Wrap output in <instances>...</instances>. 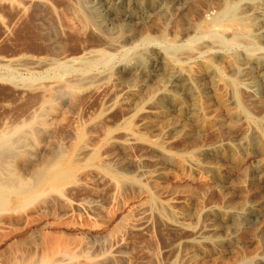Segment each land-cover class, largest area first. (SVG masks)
<instances>
[{"label":"rangeland","instance_id":"374dc122","mask_svg":"<svg viewBox=\"0 0 264 264\" xmlns=\"http://www.w3.org/2000/svg\"><path fill=\"white\" fill-rule=\"evenodd\" d=\"M97 1L0 0V137L17 126L32 125L13 138L0 176L34 184L38 176L52 171L54 159L71 168L72 175V183L61 187V193L50 191L29 206L6 196L5 212L0 213V264H264V214L261 223L237 219L253 207L264 213V179L252 175L257 160L264 161V95L251 97L236 77L228 83L241 102L234 111L225 104L229 95L223 89L217 92L222 96L201 93L198 121L186 124L193 134H181L168 145L167 158L156 157L164 124L184 122L183 112L172 114L165 103L163 108L150 101L171 67L176 64L177 69L203 77L206 65L214 64L225 82L232 72L231 58L244 51L231 47L221 53L226 57L222 60L212 51L184 56L208 40L219 10L230 0H181L182 11L172 8L174 0H169L168 14H154L151 22L139 21L124 31L108 21L88 23L80 6L100 8ZM202 36L198 43L195 39ZM171 46H178V63L169 59L155 80L120 73L126 56L138 51L164 55ZM254 51L264 56V46ZM102 52L109 55L108 63L79 65L82 58ZM64 63L74 64V69L65 73ZM132 91L139 93L140 104L130 103ZM47 101L57 111L47 113L41 127L35 121L45 115ZM236 116L243 117L242 122ZM121 133H133L138 145L121 148L117 143ZM85 148L90 150L87 157L81 156ZM210 149L216 151L209 154ZM189 162L197 163L201 171L190 169ZM101 166L112 173H104ZM207 166H215L216 172H207ZM158 169H163L162 176H156ZM180 218L186 219L185 225H177ZM214 225L223 231L217 239L192 242L196 231ZM226 234L233 242L226 241Z\"/></svg>","mask_w":264,"mask_h":264},{"label":"bare ground","instance_id":"6f19581e","mask_svg":"<svg viewBox=\"0 0 264 264\" xmlns=\"http://www.w3.org/2000/svg\"><path fill=\"white\" fill-rule=\"evenodd\" d=\"M83 1V0H82ZM99 1V0H98ZM97 1V2H98ZM181 0H174L172 8H176L178 10H181ZM185 1V0H184ZM183 1V2H184ZM193 0H187V2H192ZM200 1V0H199ZM204 1V0H203ZM208 1V0H207ZM220 1V0H218ZM226 1V0H225ZM238 2L235 1H228L226 2L225 7L222 6V9L219 10V13L217 17L215 18V29L211 32H209L208 40H205L203 43L199 45V47H194L190 52L182 54V56H186L189 58H193L199 54H197V50L199 52L203 51H212V53L219 54L217 57L222 59H225L226 57L224 55H221L222 52L227 51V49L231 47H241L244 49L240 55L237 56V54L233 53L236 55L232 57V72L230 75H226L227 81H223L219 77V72L214 64H209L207 66V73L203 77L200 76H194L191 75V72L189 74L188 69L187 72L182 71L180 69H177L176 64H174V67H171L169 73L167 74L168 77L164 79L161 84L158 82L159 87L155 90V92L151 95L150 101L155 102L156 104L158 103L159 105L162 104L164 108V103L166 106V109L179 113L183 112L184 115V122H179V123H173V124H168L170 121L167 122V126L164 124V128L161 130V134L158 133L159 137V144L157 148L158 153L157 156L167 158V152H166V147L175 141V139L179 138V135L183 136H190L192 135V131L189 130L186 127V124L189 122L195 123L198 121L199 115L201 114V109L198 106V99L201 93H210V95L213 93L214 95L219 92L218 90L223 89L228 95L229 98L225 100V104L233 109H238L241 107V102L237 99L234 91H232L231 88H229L228 83L231 81L232 77H236L239 79L242 87L244 90L250 95L251 97L255 96L257 94H261L263 99L264 95V56L262 57L259 54H256L254 49L259 48L261 46H264V0H237ZM82 3V2H81ZM100 8H90L86 5H81L80 10L84 12L88 19V23H93L96 26L99 25V20L100 21H108L113 23L117 28H120L121 30H126L127 27H129L131 24H137L139 21H150L152 19L154 14L158 15H165L168 14L169 8L168 4L170 3L169 0H100L99 2ZM179 3V4H178ZM199 3V2H198ZM203 3V2H202ZM201 3V4H202ZM207 3V2H206ZM26 4V3H25ZM72 4V3H71ZM181 4V5H180ZM200 4V5H201ZM204 4V3H203ZM213 4V3H212ZM218 4H220L218 2ZM37 5V4H36ZM98 5V6H99ZM222 5V4H220ZM220 5L219 8H220ZM190 6V5H189ZM217 6V5H216ZM96 7V6H95ZM185 7V6H184ZM197 7V6H196ZM203 7H205L203 5ZM190 8V7H189ZM194 8V7H193ZM192 8V9H193ZM199 8V7H198ZM197 8V10H198ZM207 8V7H206ZM204 8V9H206ZM213 8V7H212ZM171 9V8H170ZM192 9H190L192 11ZM208 9V8H207ZM218 9V8H217ZM194 10V9H193ZM35 11V10H34ZM182 11V10H181ZM196 11V10H195ZM199 11V10H198ZM197 11V12H198ZM186 12V10H185ZM201 11L199 14L200 18H203L205 12ZM211 13L213 11H210ZM216 12V10L214 11ZM41 13V12H40ZM184 13V12H183ZM191 13V12H190ZM187 14V13H185ZM198 14V13H197ZM171 15V14H170ZM173 15V14H172ZM207 15V14H206ZM211 15V14H210ZM175 16V15H174ZM196 16V15H195ZM176 17V16H175ZM184 17V16H183ZM198 17V16H197ZM209 17V16H208ZM198 18V19H200ZM207 18V17H206ZM210 18V17H209ZM154 19V18H153ZM158 20V19H157ZM173 20V19H172ZM197 20V19H196ZM32 21V20H31ZM184 21V20H183ZM193 21V20H191ZM195 21V20H194ZM30 22V21H29ZM151 22V21H150ZM181 22V21H180ZM196 22V21H195ZM198 22V21H197ZM203 22V21H202ZM170 23V21H169ZM186 23V22H185ZM107 24V23H106ZM174 24V23H173ZM182 24V23H181ZM198 24V23H197ZM145 25V24H144ZM175 25V24H174ZM191 25V24H190ZM89 26V25H88ZM134 26V25H133ZM180 26V25H178ZM186 26L183 25V27ZM64 27V26H63ZM143 27V26H141ZM3 28V27H2ZM136 28V27H135ZM138 28V27H137ZM180 29V27H178ZM199 28V27H198ZM141 29V28H140ZM143 29V28H142ZM195 29V28H194ZM51 30V29H50ZM13 31V30H12ZM200 31V30H199ZM138 32V31H137ZM143 32V31H142ZM197 32V31H196ZM195 32V33H196ZM92 33V32H91ZM194 33V32H193ZM107 33L105 32V35ZM206 34V33H205ZM5 35V34H4ZM84 35V34H83ZM122 35V34H120ZM132 35V34H131ZM135 35V34H134ZM193 35V34H192ZM201 35V34H200ZM127 36V35H126ZM136 36V35H135ZM138 36V35H137ZM136 36V37H137ZM163 36V35H162ZM165 36V33H164ZM188 36V35H187ZM9 37V36H8ZM84 37V36H83ZM120 37V36H119ZM124 37V36H123ZM202 37H194L196 38L195 40L199 43ZM46 38V37H45ZM112 38V37H111ZM116 38V37H115ZM129 40H131V36L128 37ZM162 38V37H161ZM185 38V36H184ZM190 38V37H188ZM206 38V37H205ZM109 39V38H108ZM121 39V37H120ZM119 39V40H120ZM150 39V38H149ZM159 39V38H158ZM193 39V38H191ZM116 40V39H115ZM182 40V39H180ZM189 40V39H188ZM42 41V40H41ZM168 41V39H167ZM185 41V40H183ZM113 42V41H112ZM119 42V41H117ZM85 43V42H84ZM91 43V42H90ZM166 43V42H165ZM174 43V42H173ZM180 43V41H179ZM193 43V42H192ZM171 44V43H170ZM176 44V43H175ZM85 45V44H84ZM106 45V44H105ZM132 45V44H131ZM197 45V46H198ZM107 46V45H106ZM170 46V45H169ZM120 47V46H119ZM118 47V49H119ZM186 47V46H185ZM64 48V47H63ZM123 48V47H121ZM169 49L167 50V53L163 55V53L159 52L151 55L150 53L146 54L144 52L138 51L135 52L131 56H126L125 57V64L122 66V69H120V73H125L127 76L133 75L135 76L136 74H140V76H144L145 78L148 77L150 79L154 80L159 77V73L161 72V68L163 70L164 67H166L164 64L168 63L169 59L171 60V63H178V46H171L168 47ZM232 48V49H233ZM111 49V47H110ZM128 49V48H127ZM234 50V49H233ZM242 50V49H240ZM147 51V50H146ZM96 52V51H95ZM181 53V52H180ZM183 53V52H182ZM207 54V53H206ZM85 55V54H84ZM129 55V54H128ZM149 55V56H148ZM263 55V54H262ZM71 56V55H70ZM91 56V55H90ZM149 58L145 59V57ZM203 56V55H202ZM212 56V55H211ZM216 57V56H214ZM216 57V58H217ZM15 58V57H14ZM70 58V57H69ZM109 55L107 53H99L96 54L88 59L82 58L79 62V65H82L83 67H91L94 65H103L109 62ZM184 58V57H183ZM188 59V58H187ZM229 59V58H228ZM8 60V59H7ZM13 60V59H12ZM34 60V59H33ZM181 60V58H180ZM196 60V59H195ZM193 60V61H195ZM206 60V59H205ZM230 60V59H229ZM3 61V60H1ZM10 61V60H9ZM39 61V60H38ZM184 61V60H183ZM189 61V60H188ZM192 61V59H191ZM200 61V60H199ZM210 61V60H209ZM6 62V61H4ZM8 62V61H7ZM13 62V61H12ZM15 62V61H14ZM23 62V60H22ZM66 62V61H65ZM68 62V61H67ZM170 62V61H169ZM225 62V61H224ZM231 62V61H230ZM229 62V63H230ZM25 63V61H24ZM23 63V64H24ZM27 63V62H26ZM38 63V62H35ZM41 63V62H40ZM60 64V62H58ZM72 63V62H71ZM74 63V62H73ZM203 63V62H202ZM205 63V62H204ZM207 63V62H206ZM221 63V61H220ZM22 64V65H23ZM65 64V63H64ZM63 64L64 71L72 70L74 69V64ZM170 64V63H169ZM208 64V63H207ZM225 64V63H224ZM10 65V64H9ZM12 65V64H11ZM17 65V64H16ZM122 65V64H121ZM164 65V66H163ZM205 65V64H204ZM25 66V64H24ZM41 66V65H40ZM45 66V65H44ZM58 66V64L56 65ZM78 66V65H77ZM76 66V67H77ZM163 66V67H162ZM173 66V65H172ZM201 66V65H200ZM219 66V65H218ZM10 67V66H9ZM33 67V66H32ZM39 67V66H37ZM82 67V68H83ZM107 67V66H106ZM120 67V65H119ZM202 67V66H201ZM200 67V68H201ZM205 66H203L202 69H204ZM227 67V66H226ZM230 67V66H229ZM23 68V67H22ZM36 68V66H35ZM43 68V67H42ZM27 69V68H25ZM34 69V68H33ZM86 69V68H85ZM186 69V68H185ZM201 69V70H202ZM76 71V70H74ZM70 72V71H69ZM168 72V71H166ZM194 73V72H193ZM229 73V70H228ZM227 73V74H228ZM125 74V75H126ZM64 75V74H63ZM113 75V74H112ZM124 75V74H122ZM200 75V74H198ZM203 75V74H202ZM106 76V75H105ZM116 76V75H114ZM117 77V76H116ZM139 77V76H138ZM142 77V78H144ZM89 77H87L88 79ZM86 79V78H85ZM139 79V78H138ZM8 80V79H7ZM148 80V79H147ZM163 80V78H162ZM72 81V80H71ZM70 81V82H71ZM149 81V80H148ZM65 82V81H63ZM73 82V81H72ZM77 82V80H76ZM137 82V81H136ZM54 83V82H53ZM85 83V82H84ZM87 83V82H86ZM151 83V82H149ZM232 83V82H231ZM230 83V84H231ZM239 83V82H238ZM239 83V84H240ZM56 84V83H55ZM148 84V83H146ZM84 85V84H83ZM114 85V84H113ZM46 86V85H45ZM49 86V85H48ZM53 86V84H52ZM66 86V85H65ZM81 86V85H80ZM143 86V85H142ZM148 86V85H147ZM158 86V85H157ZM156 86V87H157ZM55 87V86H54ZM62 87V86H61ZM79 87V86H78ZM146 87V86H145ZM19 88V86L17 87ZM51 88V87H50ZM66 88V87H65ZM239 88V87H238ZM237 88V89H238ZM54 89V88H52ZM62 89V88H61ZM98 89V88H97ZM102 89V88H101ZM231 89V90H230ZM242 89V88H241ZM145 90V89H142ZM150 90V89H149ZM18 91V90H17ZM40 91V90H39ZM59 91V89H58ZM95 91V90H94ZM98 91V90H97ZM222 91V90H221ZM241 91V90H240ZM100 92V91H99ZM130 92V91H129ZM142 91H140L141 93ZM146 92V91H145ZM149 92V91H148ZM20 93V92H19ZM47 93V92H46ZM50 93V92H49ZM220 93V92H219ZM241 93V92H240ZM244 94V92H242ZM241 93V95H242ZM101 94V93H100ZM142 94V93H141ZM150 94V92L148 93ZM147 94V95H148ZM218 94V93H217ZM225 94V95H227ZM246 94V93H245ZM244 94V95H245ZM129 95V94H128ZM131 99L129 100L131 104H140V102H137L138 100V95L139 93L136 91H132ZM146 95V94H145ZM221 95V94H218ZM144 96V95H143ZM222 96V95H221ZM249 96V98H250ZM18 97V96H17ZM129 97V96H128ZM142 97V96H141ZM214 97V96H213ZM225 97V96H224ZM44 98H46L44 96ZM51 98V97H50ZM217 98V96H216ZM223 98V97H222ZM245 98V97H244ZM247 98V97H246ZM141 99V98H139ZM221 99V98H220ZM252 99V98H251ZM249 99L248 101H250ZM257 99V98H256ZM143 100V99H142ZM141 100V101H142ZM145 100V99H144ZM144 100L142 102H144ZM41 101V100H40ZM112 101V100H111ZM140 101V100H139ZM247 102V101H245ZM254 102V100H253ZM258 102V100H257ZM50 102L47 101L45 103V106L43 108V111L45 112V115L42 111L43 114L38 116L36 118L35 124L40 125L43 127V117L46 116L48 113H52L54 111H57L54 109V106L49 104ZM261 103V102H260ZM247 105L249 104L246 103ZM147 105V103H146ZM145 105V106H146ZM251 105V102H250ZM132 106V105H131ZM150 106V105H149ZM111 107V106H110ZM136 107V106H135ZM153 107V106H151ZM262 107V106H260ZM37 108V107H36ZM109 108V107H108ZM150 108V107H149ZM222 109V107H221ZM224 109V108H223ZM31 110V109H30ZM108 110V109H107ZM153 110V109H152ZM151 110V111H152ZM230 109V111L232 112ZM150 112L149 110H147ZM156 111V110H155ZM154 111V112H155ZM165 111V110H164ZM225 111V110H224ZM234 111V110H233ZM238 111V110H237ZM153 112V113H154ZM163 112V111H162ZM205 112V110H204ZM229 112V111H228ZM206 113V112H205ZM259 113V112H258ZM238 115V114H237ZM241 115V114H240ZM168 116V115H167ZM172 116V115H170ZM177 116V115H176ZM229 116V115H228ZM18 117V116H17ZM30 118V117H29ZM202 117L201 119H203ZM238 122H242L241 116H236L235 117ZM230 119V118H229ZM234 119V118H233ZM231 119V120H233ZM30 120V119H29ZM235 120V121H236ZM27 121V120H25ZM173 122V121H172ZM175 122V121H174ZM203 122V121H202ZM245 122V121H244ZM191 124V123H190ZM245 125V124H244ZM32 125H26V126H17L14 131L10 134H7L3 137H0V166H3L2 163L5 160V155L8 153L9 147L11 146L12 140L14 137L21 136V132H23L24 129L30 128ZM45 126V125H44ZM198 126V125H197ZM247 126V125H246ZM106 127V126H105ZM192 127V126H191ZM195 127V126H194ZM243 127V126H241ZM12 128V127H11ZM75 128V127H74ZM103 128V127H102ZM193 128V127H192ZM240 128V127H239ZM13 129V128H12ZM105 129V128H104ZM237 129V128H236ZM241 129V128H240ZM196 130V127L195 129ZM245 130V129H244ZM243 130V131H244ZM8 131V130H7ZM135 131V130H134ZM255 131V130H254ZM55 132V131H54ZM76 132V131H75ZM136 132V131H135ZM159 132V131H158ZM239 132V131H237ZM243 133V132H242ZM241 133V134H242ZM120 134V133H119ZM123 134V133H121ZM237 134V133H236ZM254 135V133H252ZM2 135V134H1ZM117 136H119L117 134ZM122 136V135H121ZM251 136V135H250ZM255 136V135H254ZM23 137V136H22ZM245 137V136H244ZM253 137V136H252ZM119 138V137H118ZM138 138V137H137ZM133 133H126L125 135L123 134L122 140H120L118 145L121 148H128L133 145L136 146L138 143V139ZM156 138V137H155ZM236 138V137H235ZM251 138V137H250ZM154 139V137H153ZM158 139V138H157ZM258 136H255L253 140H257ZM18 140V139H17ZM111 140V139H110ZM241 140V139H238ZM237 140V141H238ZM252 140V141H253ZM15 142V141H14ZM86 142V141H85ZM84 142V143H85ZM243 142V141H242ZM250 142V141H249ZM236 143V141H235ZM239 143V142H238ZM114 144V143H113ZM138 145V144H137ZM149 145V144H148ZM226 145V144H224ZM229 145V144H228ZM243 145V144H242ZM242 145L240 146L242 148ZM245 145V144H244ZM142 146V145H141ZM234 146V145H233ZM228 146H226L227 148ZM230 147V146H229ZM152 148V147H151ZM150 148V149H151ZM225 148V147H224ZM236 148V147H235ZM244 148V147H243ZM246 148V146H245ZM86 149V148H85ZM215 149V148H214ZM240 149V148H239ZM228 150V149H227ZM237 150V149H235ZM242 150V149H241ZM247 150V149H246ZM83 154L81 153V156H89L90 150L86 149L83 150ZM216 150H208L207 153L212 154ZM245 151V150H244ZM203 152V151H202ZM238 152V151H237ZM240 152V150H239ZM251 152V151H250ZM155 153V152H154ZM204 153V152H203ZM244 154V153H243ZM12 155V154H11ZM206 155V154H205ZM14 156V155H13ZM80 156V157H81ZM257 156V155H256ZM158 157V159H160ZM12 158V157H11ZM171 158V157H170ZM257 158V157H256ZM61 159V158H60ZM82 159V158H81ZM255 159V158H254ZM157 160V159H156ZM190 160V159H189ZM188 160V161H189ZM257 160V159H256ZM91 161V160H90ZM187 161V160H186ZM102 162V161H101ZM100 162V163H101ZM157 162V161H156ZM198 162V161H197ZM254 162V161H253ZM98 163V162H96ZM95 163V164H96ZM158 163V162H157ZM70 164V163H69ZM99 164V163H98ZM102 164V163H101ZM99 164V165H101ZM219 164V163H218ZM257 167L252 168L254 171L252 172V175L256 179L263 180L264 179V161L257 160ZM53 169L49 174H42L38 176L35 179L34 184L33 183H19L17 181H14L12 179H4L0 176V213L5 212L6 209V196H14L17 199L20 200V203L23 204V206H29L32 203L37 202L38 200L46 196V193L50 191L58 192L61 193V187L71 184L72 183V175H71V168L67 169L58 161L57 159L53 160ZM98 165V166H99ZM103 165V164H102ZM105 165V163H104ZM108 165V163L106 164ZM204 165V164H203ZM223 165V164H222ZM254 165V164H253ZM187 166V165H186ZM188 166L190 169H195L197 171H201V167L194 162H189ZM209 166V164H208ZM207 166V167H208ZM4 167V166H3ZM74 167V166H73ZM141 167V166H140ZM143 167V166H142ZM215 167V166H213ZM213 167H208L207 172H216ZM219 167V166H218ZM221 167V165H220ZM223 167V166H222ZM221 167V168H222ZM101 169L104 173H107L108 175L111 174V169L105 166L98 167ZM226 168V167H225ZM221 170V169H218ZM156 171V170H155ZM194 171V170H193ZM206 171V170H205ZM251 171V170H250ZM151 172V171H150ZM207 172L205 175H207ZM144 173V172H143ZM148 173V172H146ZM145 173V175H146ZM196 173V172H195ZM155 174V173H154ZM223 174V173H222ZM4 175V174H3ZM163 175V169H158L156 171V176H162ZM150 176V175H149ZM155 178V175H153ZM197 176V175H196ZM230 176V175H229ZM249 176V175H248ZM102 177V176H101ZM139 177V176H138ZM141 177V176H140ZM34 178V177H33ZM145 178V177H144ZM249 178V177H248ZM140 179V178H139ZM143 179V178H142ZM30 180V179H29ZM146 180V179H145ZM144 180V181H145ZM152 180V178H151ZM150 180V181H151ZM227 180V179H226ZM253 180V179H252ZM255 180V179H254ZM75 181V180H74ZM109 181V180H108ZM121 181V180H119ZM156 181V180H155ZM229 181H231L229 179ZM258 181V180H257ZM26 182V181H25ZM113 182V181H112ZM122 182V181H121ZM120 182V183H121ZM217 182V181H216ZM233 182V181H232ZM262 183V181H260ZM37 183V184H36ZM130 183V182H129ZM149 183V182H148ZM229 183V182H228ZM231 183V182H230ZM221 184V183H220ZM242 184V183H241ZM257 184V183H256ZM47 185L49 189L46 188L44 191H37L36 189L39 186ZM136 185V184H135ZM225 185V184H224ZM235 185V184H234ZM252 185V184H251ZM237 186V185H236ZM242 186V185H241ZM229 187V186H228ZM238 187V186H237ZM42 188V187H41ZM141 188V187H140ZM144 189V188H143ZM231 189V188H230ZM229 191V190H228ZM64 192V191H62ZM15 199V198H14ZM19 202V201H18ZM208 205V204H207ZM253 206V205H252ZM247 207V206H246ZM251 207V206H250ZM258 207V205H257ZM252 208V207H251ZM219 209V208H218ZM243 209V208H242ZM263 209V208H262ZM201 210V209H200ZM200 210H198L200 212ZM225 210V209H224ZM244 210V209H243ZM245 211V210H244ZM198 212V213H199ZM232 212V210L230 211ZM234 212V211H233ZM239 212V211H238ZM243 212V211H242ZM240 212V213H242ZM214 213H217L216 211ZM227 213V212H226ZM233 214V213H232ZM262 210L255 209L254 207L251 209V211L248 214L245 215H236L237 219L247 222H257L263 217ZM162 215V214H161ZM196 215V214H195ZM228 215V213H227ZM163 216V215H162ZM205 216V215H204ZM220 216V214H219ZM224 216V215H223ZM221 216V217H223ZM195 217V216H194ZM229 217V216H227ZM235 217V218H236ZM156 218V217H155ZM186 218V217H185ZM196 218V217H195ZM205 218V217H204ZM176 219V218H175ZM188 219V218H187ZM214 219V218H213ZM229 219V218H228ZM189 220H191L189 218ZM193 220V219H192ZM200 220V219H199ZM218 220V219H217ZM186 219L180 218L177 221L178 226L185 225ZM197 221V220H195ZM215 221V220H214ZM222 221V219H221ZM238 221V220H235ZM194 222V221H193ZM241 222V221H240ZM242 222V224H243ZM260 222V221H259ZM258 222V223H259ZM263 222V221H261ZM260 222V223H261ZM196 223V222H195ZM246 223V222H245ZM216 224L218 225L219 222ZM221 224V223H220ZM234 224V223H233ZM250 224V223H249ZM263 224V223H262ZM208 225V224H207ZM212 225V224H211ZM207 226L204 229H200L201 231L198 232L196 231V236L195 239L192 240V242H198V241H212L213 239H217L223 231L217 228L216 226ZM223 225V224H222ZM252 225V224H251ZM173 226V225H172ZM224 226V225H223ZM230 226V225H229ZM258 226V225H257ZM188 227V226H187ZM193 227V226H192ZM178 228V227H176ZM182 228V227H181ZM196 228V226H195ZM201 228V226H200ZM224 228V227H222ZM227 228V227H226ZM259 228V226H258ZM179 229V228H178ZM225 230V229H224ZM231 230V229H230ZM232 231V230H231ZM180 232V231H179ZM228 232V230H227ZM226 232V233H227ZM169 233V232H168ZM193 233V232H192ZM134 235V234H133ZM227 235V234H226ZM193 236V234H192ZM230 236L226 237V241H232ZM234 236V235H233ZM223 238H225L223 236ZM190 242V241H189ZM218 243L220 241H217ZM233 242V241H232ZM235 242V241H234ZM202 243V242H201ZM192 244V243H191ZM194 244V243H193ZM206 244V243H205ZM210 244V243H209ZM213 244V243H212ZM223 244V243H222ZM225 244V243H224ZM196 245V244H195ZM228 245V244H227ZM231 245V244H230ZM229 246V245H228ZM198 247V246H197ZM203 254V253H202ZM201 254V255H202ZM204 255V254H203Z\"/></svg>","mask_w":264,"mask_h":264}]
</instances>
